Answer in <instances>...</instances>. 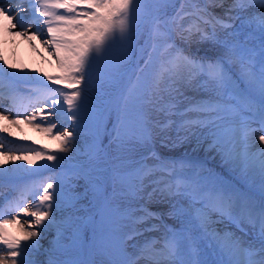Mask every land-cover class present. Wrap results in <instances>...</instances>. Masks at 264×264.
Returning a JSON list of instances; mask_svg holds the SVG:
<instances>
[{
    "label": "snow or ice",
    "instance_id": "6c2138e0",
    "mask_svg": "<svg viewBox=\"0 0 264 264\" xmlns=\"http://www.w3.org/2000/svg\"><path fill=\"white\" fill-rule=\"evenodd\" d=\"M0 34L26 40L55 69L0 54V189H9L0 191V264H264V147L254 140L259 132L264 145V0H0ZM204 44L213 56L192 53ZM21 125L55 148L6 146ZM78 129L89 133L88 165L112 164L111 185L90 190L93 259H63L62 237L40 260L57 211L90 175L88 165L59 171ZM157 140L194 142L239 179L163 157ZM20 172L42 179L6 183Z\"/></svg>",
    "mask_w": 264,
    "mask_h": 264
},
{
    "label": "bare ground",
    "instance_id": "6f19581e",
    "mask_svg": "<svg viewBox=\"0 0 264 264\" xmlns=\"http://www.w3.org/2000/svg\"><path fill=\"white\" fill-rule=\"evenodd\" d=\"M6 37H8V38H6ZM45 38H46V35H45ZM14 43H16L15 46L13 45ZM33 43H35V42H33ZM0 47H3L4 51L8 54V57H5V58L8 59L9 62H15L17 64H21L23 62V64H25L26 67L28 66L27 67L28 69L40 68V69H43V70L48 71L50 73L55 71V69L52 66H50L47 62H45V60L43 59V52L40 51L38 54V51L33 50V48L29 46V44L26 40H22L19 38H16L15 40H13V38L10 36L0 34ZM21 48H22V50H21ZM36 48L39 49L40 46L37 45ZM19 51H20V53H18ZM19 54H20V56H19ZM94 95H95V93L93 94V97H95ZM93 97H92V99H93ZM96 99H93V101L95 102ZM12 131H14L16 133V137H11V136L7 137V139L4 140V144L6 146H9V147L11 146L8 144V141H14V143L18 146L19 145H31L33 147L47 146L49 149L55 148V143L51 139L44 136L40 132L33 131L31 129V127H29L27 125H21L20 129L13 128ZM77 131L80 132V138H79V140H80L83 138V133H82L83 130L78 129ZM260 134L261 133L257 132L254 139L257 140V138ZM0 135L6 136L7 134H0ZM18 137H28L29 139L28 140H21V139H18ZM33 142H35V143L33 144ZM261 147H262V145H261ZM193 148H194L193 143L186 144L185 146H183L180 149L179 154L182 157L189 159V160L201 161V162L213 160L212 162H214L215 164L221 165V161H220L219 157L211 158V157H213L212 154L205 152L203 149H200V150H197L194 152ZM84 151L85 150L81 151V147L76 145V151L72 152V154H70L72 158L65 161L64 163L66 165H70L71 163H82L84 165H88V160L86 158ZM86 152H87V150H86ZM81 153L84 155H81ZM16 154H19V153H16ZM15 163L16 164H23L25 168L28 167V165L25 164L24 161H16ZM39 163H45V162L40 161ZM103 165H104L103 161L98 160V161H96L95 164L88 165V167L100 168ZM12 167H13L12 161H8V163L5 165V168H8V169H10ZM95 170H97V169H95ZM20 173L11 174V179H14ZM26 175L28 178H31V179H42V177H32L28 173ZM45 175H51V174L45 173ZM78 183H79V181H78ZM73 185H76V184L74 183ZM24 219H27V218H24ZM69 222L70 221H69L68 214L63 211V208H62V210H58L57 211V221H56L58 226L53 227L49 232L44 234V238L41 241V243L43 245V248L41 249L42 254L37 257L38 259H40V260L46 259V257L43 255L44 251L47 250L50 245L54 246L56 244V241L60 240L63 237V235L68 232L66 224H68ZM65 230H67V231H65ZM64 241H65V239L62 241V243H63V248L61 249L62 258L64 257V248H65Z\"/></svg>",
    "mask_w": 264,
    "mask_h": 264
},
{
    "label": "rangeland",
    "instance_id": "374dc122",
    "mask_svg": "<svg viewBox=\"0 0 264 264\" xmlns=\"http://www.w3.org/2000/svg\"><path fill=\"white\" fill-rule=\"evenodd\" d=\"M209 48H210L209 45L204 44V45L199 46V51H197V47L196 46H193L192 49H191V51H192L193 54H195L197 56H205L206 55V56L211 57L214 54H213V52H211V51L208 50ZM22 64H23V62H22ZM94 96L95 97H93V99H96L97 98L96 95H94ZM95 102L96 103H99V101L97 99H96ZM88 135H89V133H85V136H86V137L84 136V139L85 140L88 137ZM171 135L173 137H175L176 134H175V132H173V133H171ZM82 140L83 139L79 140L78 145L81 144L80 142ZM86 142H87V140H86ZM104 143H105V145H107L108 142L105 140ZM191 143L194 144V142H184V143L161 144V145H163L162 146V149H165V150L170 151L172 153H177V152H180V149L183 146H185L186 144H191ZM155 144L157 145L158 144V141H156ZM255 144H256L257 147H261V144H260V142H258V140H255ZM87 145H88V142L86 143V146ZM86 146H85V148H86V150H88V146L87 147ZM75 147H76V145H75ZM262 147H264V145H262ZM70 154H72V153H70ZM81 155H84V154H81ZM212 156L213 157H211V158H214V154H212ZM178 160H180V159H178ZM102 161L104 162V166L102 168H94V169H92L94 173H97L98 174V178H95V176L93 177V180L95 182L94 184H95L96 188L99 187L101 190H102V187H103L102 181L104 180L105 176L108 173H110L109 169H110V167H112V164L110 162V158L109 157L105 156V159L102 160ZM212 161L213 160L205 161V162H202V163H204L207 167L212 168L225 181H231L233 183H236V181L238 180V178H237V176H235L234 173H232V171L231 172H228V171L224 170L221 165L215 164ZM77 165L79 167H83L84 166L82 164H77ZM95 169H97V170H95ZM227 170L230 171V169H227ZM254 189L257 190V191H259L258 185L256 187H254ZM93 199H94V204H92V205H89L91 203V200H87L85 198L79 199L81 201L80 203H74L73 202V199H72L71 202L73 203V205L67 210L69 213L67 211H65V213L68 214V217H71L72 218V223H73V226L72 227L70 225H66V226L69 229H71L72 234H75V229L77 230V232H78L77 239H79V240L81 239V237L84 236V229H85V227H88L89 228V221L91 220V217L94 216L98 212V210H99L97 208V198L95 196H93ZM161 207H164V210L166 209V206H161ZM92 211L94 212V215H93V212ZM91 212H92V215H91ZM90 234H91V230L89 228V235ZM82 242H83V247L82 248H81V246L77 242H73V245H71L69 247V249H68V254H69L70 257L73 258V261H87V260L93 259V255L91 253V241H89L88 243H85L84 240H83ZM131 242L132 241H129V244ZM135 242L136 241H134V243ZM82 251H83V254H84V251H85V254H88V251H89V258H87V256H84L82 254ZM80 252H81V256L77 260H75L76 258H74V257L77 254L79 255ZM204 258H208V254L207 253L205 254V257Z\"/></svg>",
    "mask_w": 264,
    "mask_h": 264
}]
</instances>
